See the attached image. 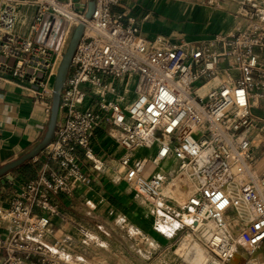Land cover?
I'll use <instances>...</instances> for the list:
<instances>
[{"label":"built area","instance_id":"built-area-1","mask_svg":"<svg viewBox=\"0 0 264 264\" xmlns=\"http://www.w3.org/2000/svg\"><path fill=\"white\" fill-rule=\"evenodd\" d=\"M122 1L94 0L86 20L87 4L73 0L70 13L59 0H0V83L34 95L52 98L61 58L83 25L47 161L0 209L9 227L0 264L76 263L78 252L53 238L51 199L89 185L77 151L89 171L112 170L157 205L155 215L181 201L193 224L180 230L207 250L206 264L236 254L264 264V0H202L228 24L193 45L144 39L114 12ZM97 135L113 143L108 157L93 152Z\"/></svg>","mask_w":264,"mask_h":264},{"label":"crops","instance_id":"crops-1","mask_svg":"<svg viewBox=\"0 0 264 264\" xmlns=\"http://www.w3.org/2000/svg\"><path fill=\"white\" fill-rule=\"evenodd\" d=\"M75 3L85 6L87 2L80 0ZM114 12L132 19L140 36L149 41L163 35L173 41L193 45L223 34L228 24L223 11H212L202 0H123ZM51 101L49 93L38 96L0 83V168L26 155L42 141ZM91 148L95 154L108 157L113 153L114 146L108 138L97 135L91 141ZM145 153L142 151L140 154ZM77 155L90 177V183L77 189L68 199L52 197V203L58 207V214L51 218L53 230L61 228L60 232H66V226L72 224L68 216L76 211L73 208L75 201L91 209L107 205H113L116 209L126 206L127 210L123 213L128 216L129 222L141 224L140 218H136L131 211L132 198L126 190L129 189L127 185L112 170L104 173L89 171L82 152L77 151ZM117 155L115 151L114 156ZM46 161V155L41 153L33 161L13 171L9 175L11 183L0 180V209L6 208L13 189L38 176ZM8 231L9 227L0 222V237L4 238Z\"/></svg>","mask_w":264,"mask_h":264},{"label":"rangeland","instance_id":"rangeland-1","mask_svg":"<svg viewBox=\"0 0 264 264\" xmlns=\"http://www.w3.org/2000/svg\"><path fill=\"white\" fill-rule=\"evenodd\" d=\"M59 1L65 3L68 0ZM53 85L54 80L50 87ZM126 190L132 198L131 211L136 218H140L142 225L129 222L128 216L123 213L127 210L126 206L116 209L113 205H107L91 209L75 201L73 208L76 211L68 216L72 224L66 226V232H60L61 228H58L59 232L52 228L54 239L78 252L79 257L75 264H158L157 260L172 253L176 255L171 264H191L188 249L178 252L183 243H188L189 246L197 244L208 254L198 241L192 240L189 230L185 228L181 231L182 226L172 219L161 221L162 215L153 216L149 210L157 205L146 202L130 189ZM174 205L184 209L181 201ZM160 207L166 211L170 209L168 203ZM226 264L234 263L229 260Z\"/></svg>","mask_w":264,"mask_h":264},{"label":"water","instance_id":"water-1","mask_svg":"<svg viewBox=\"0 0 264 264\" xmlns=\"http://www.w3.org/2000/svg\"><path fill=\"white\" fill-rule=\"evenodd\" d=\"M86 2H87V10L85 14V19L90 20L93 14L94 0H86ZM82 33H83V25L77 26L73 32L71 40L57 68L56 76L54 79V85L52 88L50 116L48 119L46 133L42 141L26 155L0 168V180H2L1 181L2 183L7 182V178H9V175L13 171L18 169L25 163L33 161L41 153H43V151L49 146L55 130V125L59 110V100H60L63 84L67 75L70 61L77 47V44L79 43L82 37Z\"/></svg>","mask_w":264,"mask_h":264},{"label":"bare ground","instance_id":"bare-ground-1","mask_svg":"<svg viewBox=\"0 0 264 264\" xmlns=\"http://www.w3.org/2000/svg\"><path fill=\"white\" fill-rule=\"evenodd\" d=\"M62 5H64L65 9L68 11V13H70L68 1L63 3ZM64 15L67 16V14H64ZM145 155L149 156L150 153L146 152ZM168 205L170 209L168 208L167 211L163 210L166 213L157 212V214L156 215L153 214V216L158 217L162 215L163 217H165V219L167 218V219H172V221L174 220L175 223H177L179 226H183V225L191 226L193 224L191 217L189 216L188 213L185 212L184 209H182L180 206H176L172 204H168ZM149 212H152V209H150ZM167 213L170 215L168 216ZM243 217L246 218L247 216L243 214ZM180 247L181 248L179 249L178 252H182L188 249L187 253H188V257L190 259L191 264H206L209 261L208 254H206L197 244H193L189 246L188 243H183L180 245ZM175 255L176 253L175 254L172 253L165 257H162L159 260H157L158 261L157 263L158 264H171L172 259H174ZM243 261L244 259L241 258L237 254L231 259V262L234 264H242Z\"/></svg>","mask_w":264,"mask_h":264},{"label":"trees","instance_id":"trees-1","mask_svg":"<svg viewBox=\"0 0 264 264\" xmlns=\"http://www.w3.org/2000/svg\"><path fill=\"white\" fill-rule=\"evenodd\" d=\"M38 170V169H37ZM36 178V177H35ZM32 179H34V178H32Z\"/></svg>","mask_w":264,"mask_h":264}]
</instances>
